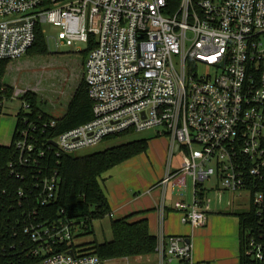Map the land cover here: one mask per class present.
I'll return each mask as SVG.
<instances>
[{
  "label": "built area",
  "instance_id": "2783aa9c",
  "mask_svg": "<svg viewBox=\"0 0 264 264\" xmlns=\"http://www.w3.org/2000/svg\"><path fill=\"white\" fill-rule=\"evenodd\" d=\"M37 23L58 27L57 47L78 48L95 37L84 62L92 117L43 138L38 131L51 130L56 120L22 117L9 170L22 180L21 170H32L34 189L20 187L17 196L27 199L36 190L40 206L56 199L59 162L44 164L52 152L76 154L112 135L154 130L169 140L166 171L156 183L159 264L192 262L190 239L163 231L166 186L180 174L191 177L192 200L174 208L192 228L206 224L212 210L200 185L245 193L246 210L256 218L245 255L264 261V0H0V60L25 55ZM176 155L180 163L172 167ZM211 178L216 184L204 186ZM28 214L24 234L32 246L22 252L30 264H102L75 243L76 223L39 221L37 207Z\"/></svg>",
  "mask_w": 264,
  "mask_h": 264
},
{
  "label": "trees",
  "instance_id": "16d2710c",
  "mask_svg": "<svg viewBox=\"0 0 264 264\" xmlns=\"http://www.w3.org/2000/svg\"><path fill=\"white\" fill-rule=\"evenodd\" d=\"M40 23L35 27V40L27 51L46 52L47 39ZM96 46V39L90 36L84 50L82 63V79L74 90L63 117L58 118L42 108L38 95L26 92L21 97V102L29 104L30 109L23 106L16 114L11 143H0V264H30L31 256L22 252L26 246H32L31 241L24 234V226L30 216L31 209L37 207L38 220L56 221L59 219L73 221L80 229L90 227L95 219H101L111 214V208L100 183L99 178L116 164L127 160L138 151L145 150L147 139H138L103 151L88 154L62 153L59 157L54 152L47 155L44 164L55 167L58 161L61 182L56 199L46 205L37 204L34 190L29 198L17 196L20 187L32 184V170H21L24 180L10 174L9 163L15 159V139L18 128L22 124L23 116L36 119L42 116V122L56 120V125L51 130L42 133L38 131V138L56 137L62 131L84 123L92 117V102L88 96L87 84L84 79V62L90 50ZM26 53V54H27ZM11 60H0V78L3 76L6 65ZM2 89V90H1ZM9 91V92H8ZM10 96V89L5 88L0 80V94ZM2 97V96H1ZM3 100L0 98V111ZM36 123H41L36 121ZM31 182V183H30ZM30 188H33L32 185ZM34 189V188H33ZM209 193L200 185V194ZM252 210L232 211L239 218V260L240 264H264L245 255V239L250 224L256 222ZM134 214L119 218H111L112 239L104 242L94 240L88 246L79 245L87 253L96 254L106 262L116 258H130L156 254L157 235L149 231L148 220L140 218L130 220ZM83 221V223H81ZM66 249V246L62 247ZM172 264V263H165ZM175 264H189L178 260Z\"/></svg>",
  "mask_w": 264,
  "mask_h": 264
},
{
  "label": "rangeland",
  "instance_id": "374dc122",
  "mask_svg": "<svg viewBox=\"0 0 264 264\" xmlns=\"http://www.w3.org/2000/svg\"><path fill=\"white\" fill-rule=\"evenodd\" d=\"M42 28L47 32L45 36L48 50L44 53L30 50L17 60L8 61L5 72L0 78L1 83L5 88L10 89L11 92L10 96H6L3 93L0 94V98L3 100L0 111L1 144L8 145L11 143L16 114L23 106L20 97L24 93L34 92L37 94L42 108L53 116L61 118L66 111L74 90L82 79V63L86 43H79L78 48L75 45L57 47L53 37L56 36L58 27L44 23ZM149 132H152V130L141 133L124 132L112 135L98 145L84 149L76 154L103 151L133 140L147 139L146 135L151 134ZM167 147L168 137L166 135L147 139L145 150L138 151L127 160L116 164L105 173V177L99 178L102 189L106 192L114 193L115 186H120L123 189L127 187V191L133 197L144 192L147 193L148 185L151 186L153 181L161 179L165 174L168 161ZM172 163V167H178L180 163L179 155L174 156ZM180 176L176 182H173L172 179L166 186L165 202L167 199L168 205H171L170 207H173L174 203L179 199L189 200L193 192L191 177L185 175V178H182ZM213 184L212 178L205 181V185L209 187H212ZM214 189V187L212 189L209 188L207 195L211 201L212 209L208 217L212 216L215 218L214 228L210 231L211 233L202 230L203 234L202 231H199L203 226L195 227L194 230H199L194 231L189 225V234L192 237L191 264H198L195 254H197V250L203 249L204 243L218 247H221L223 243H229L233 234L230 213L232 211L246 210L248 207L245 193H229ZM152 194L160 198L162 195L161 187H157ZM229 210L232 211L230 212ZM173 213H178L179 216L171 217L170 220L174 224L180 225V213ZM168 220L166 223H168ZM75 233V243L83 246H88L94 240H97V242L109 241L112 239L111 222L109 217L106 216L101 219H95L90 227L83 228V231L78 227ZM177 262L178 260L174 258L172 264ZM105 264H159V261L157 255L153 254L149 259L145 257L139 262H136L133 258L128 260L116 258L106 261Z\"/></svg>",
  "mask_w": 264,
  "mask_h": 264
},
{
  "label": "crops",
  "instance_id": "0c3cea01",
  "mask_svg": "<svg viewBox=\"0 0 264 264\" xmlns=\"http://www.w3.org/2000/svg\"><path fill=\"white\" fill-rule=\"evenodd\" d=\"M149 133L151 134L146 135L147 139L159 136L155 133L154 130H152V132H149ZM0 143H1V140H0ZM168 144H169V140H168ZM180 175H176L172 181L176 182L179 176L182 178H185V175L183 174H180ZM103 177H105V173L103 174ZM159 180L153 181V184L151 186L148 185L147 193L144 192L143 194L135 195L134 197L132 195L130 196V193L126 189L127 187L123 189L120 186H115L114 193L106 192L103 190L107 196V199H108V202L111 208V214L106 217H109L110 222H111V218H119V217H123V216L130 215V214H134L130 218V220H138L140 218H146L148 220L149 231L152 234L157 235L160 230V215H159L158 207H157L160 201V198H157V196L155 197L152 194V192L157 188L156 183ZM213 182H214L213 185H215L216 184L215 179H213ZM204 186H207V185L204 184ZM179 200L190 202L192 200V194L189 200H185V199H179ZM165 203H166V214H165L164 223H163L164 234L166 236L184 235V236H187L192 243V237L189 234L190 226L188 224H184L181 221V213L174 208V205L173 207H170L171 205H168L167 199ZM147 211L149 212L147 213ZM229 211L231 212L232 210H229ZM173 212L180 213V225H176L170 220L171 217L175 218L176 216H179L178 213L176 214ZM230 214H231L230 215L231 224L233 228L232 229L233 234L231 235L232 236L231 241H229V243H223L221 247L213 246L212 244L210 245L208 243L207 244L204 243L203 249L197 250V254H195L196 259L198 260V264H240V260H239V218L234 213H230ZM167 220H168V223H166ZM214 223H215V218L212 216L208 217L206 224H204L203 227L200 228V230L199 229H196V230H199V231L204 230V231H207L208 233H211L210 231L214 228ZM192 230H194V228H192ZM195 247H196V244H195ZM150 256L152 255L135 256V257L123 258V259L128 260V259L133 258L136 260V262H139L141 259H144L145 257L149 259Z\"/></svg>",
  "mask_w": 264,
  "mask_h": 264
},
{
  "label": "water",
  "instance_id": "95a60500",
  "mask_svg": "<svg viewBox=\"0 0 264 264\" xmlns=\"http://www.w3.org/2000/svg\"><path fill=\"white\" fill-rule=\"evenodd\" d=\"M70 253H73V251H70ZM102 264H105V262H104V261H102Z\"/></svg>",
  "mask_w": 264,
  "mask_h": 264
}]
</instances>
